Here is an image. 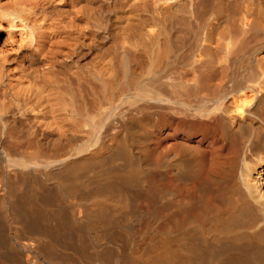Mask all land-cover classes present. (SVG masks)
Listing matches in <instances>:
<instances>
[{
    "label": "bare ground",
    "instance_id": "1",
    "mask_svg": "<svg viewBox=\"0 0 264 264\" xmlns=\"http://www.w3.org/2000/svg\"><path fill=\"white\" fill-rule=\"evenodd\" d=\"M0 264H264V0H0Z\"/></svg>",
    "mask_w": 264,
    "mask_h": 264
},
{
    "label": "rangeland",
    "instance_id": "2",
    "mask_svg": "<svg viewBox=\"0 0 264 264\" xmlns=\"http://www.w3.org/2000/svg\"><path fill=\"white\" fill-rule=\"evenodd\" d=\"M169 134H170V132H169ZM169 134H168V135H169ZM168 183H169V181H168ZM170 184H171V183H170Z\"/></svg>",
    "mask_w": 264,
    "mask_h": 264
}]
</instances>
